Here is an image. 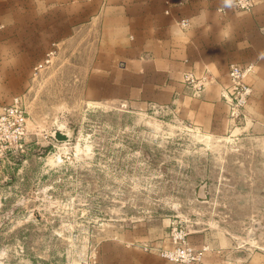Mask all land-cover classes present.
<instances>
[{
    "label": "rangeland",
    "instance_id": "rangeland-1",
    "mask_svg": "<svg viewBox=\"0 0 264 264\" xmlns=\"http://www.w3.org/2000/svg\"><path fill=\"white\" fill-rule=\"evenodd\" d=\"M36 2L0 0V264H99L127 236L264 264V128L102 100L95 33L50 41Z\"/></svg>",
    "mask_w": 264,
    "mask_h": 264
},
{
    "label": "crops",
    "instance_id": "crops-1",
    "mask_svg": "<svg viewBox=\"0 0 264 264\" xmlns=\"http://www.w3.org/2000/svg\"><path fill=\"white\" fill-rule=\"evenodd\" d=\"M252 2L246 12L225 8L224 0H38L31 4V26H46L50 41L62 43L94 32V83L102 100L109 95L132 109H172L206 132L229 124L220 99L229 66L252 64L246 113L264 128V0ZM181 20L188 27H180ZM186 74L205 78L200 94L186 86ZM145 241L127 236L107 242L99 264H173L145 251ZM201 264L261 263L209 253Z\"/></svg>",
    "mask_w": 264,
    "mask_h": 264
},
{
    "label": "built area",
    "instance_id": "built-area-1",
    "mask_svg": "<svg viewBox=\"0 0 264 264\" xmlns=\"http://www.w3.org/2000/svg\"><path fill=\"white\" fill-rule=\"evenodd\" d=\"M225 8L250 12L253 8L252 0H224ZM188 20H181L179 26L188 27ZM253 71V65H236L231 64L228 69V83L221 87L220 99L228 109L229 119L233 122L246 120L245 110L252 98V88L246 83V77ZM184 83L191 89L193 95H198L204 88L205 78L196 80L191 74L184 75ZM21 101L14 98L8 112L13 113L16 117L15 123L21 126L24 123V116L21 110ZM21 146V145H20ZM3 148L0 149L2 155ZM175 247L171 250L164 251L162 258L174 264H201L203 260L202 251H197L185 242L183 237L178 236L174 239Z\"/></svg>",
    "mask_w": 264,
    "mask_h": 264
}]
</instances>
